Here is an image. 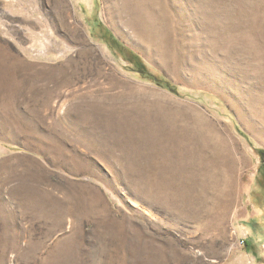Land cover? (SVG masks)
<instances>
[{"label": "rangeland", "instance_id": "1", "mask_svg": "<svg viewBox=\"0 0 264 264\" xmlns=\"http://www.w3.org/2000/svg\"><path fill=\"white\" fill-rule=\"evenodd\" d=\"M0 264H264V0H0Z\"/></svg>", "mask_w": 264, "mask_h": 264}, {"label": "trees", "instance_id": "2", "mask_svg": "<svg viewBox=\"0 0 264 264\" xmlns=\"http://www.w3.org/2000/svg\"><path fill=\"white\" fill-rule=\"evenodd\" d=\"M167 85H168V87H169L170 90H173V89H174V88H172L169 84H167Z\"/></svg>", "mask_w": 264, "mask_h": 264}, {"label": "built area", "instance_id": "3", "mask_svg": "<svg viewBox=\"0 0 264 264\" xmlns=\"http://www.w3.org/2000/svg\"><path fill=\"white\" fill-rule=\"evenodd\" d=\"M243 243H245V240H244V241H242V244H243Z\"/></svg>", "mask_w": 264, "mask_h": 264}]
</instances>
